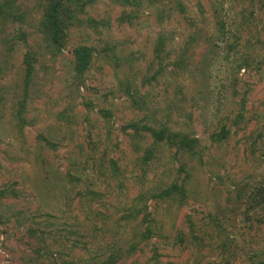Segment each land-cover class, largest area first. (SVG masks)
Wrapping results in <instances>:
<instances>
[{
    "label": "rangeland",
    "instance_id": "rangeland-1",
    "mask_svg": "<svg viewBox=\"0 0 264 264\" xmlns=\"http://www.w3.org/2000/svg\"><path fill=\"white\" fill-rule=\"evenodd\" d=\"M1 4L0 264H264V0H80L62 50L41 0ZM164 123L195 156L154 147Z\"/></svg>",
    "mask_w": 264,
    "mask_h": 264
},
{
    "label": "trees",
    "instance_id": "trees-1",
    "mask_svg": "<svg viewBox=\"0 0 264 264\" xmlns=\"http://www.w3.org/2000/svg\"><path fill=\"white\" fill-rule=\"evenodd\" d=\"M44 5V13L41 20V29L43 34L45 35L48 42H51L58 50H62L67 43L68 33L69 31L81 24L79 14L83 12L84 6H82V10H79L80 0H41ZM158 1V0H157ZM128 3V2H127ZM158 3H161L159 1ZM9 6V3L5 4ZM3 4L0 5V15L4 17V19H10L13 14L7 12L4 9ZM167 53V38L163 35L160 36L155 54L156 57L160 60L161 65L164 63L165 54ZM75 55V63L76 69L79 73H82L87 70L89 67V63L92 59V50L86 46H81L74 50ZM169 58V56H167ZM26 65L28 66L29 73L32 70V63L29 60V57H26ZM163 72V69L159 71L157 74ZM153 79H156V75L153 76ZM132 129H135L136 134H138V128L136 125H131ZM144 130L149 133L151 138L153 139V145L155 148H160L161 146H167L170 148H175L181 153H188L190 155L195 156L197 147L199 146V140L195 136H191L186 132H178L173 130L167 123L161 124V127L158 129L154 127H144ZM230 135V131L227 128H221V130L211 136V141L213 143H224L228 140ZM148 159V158H147ZM156 199L161 200L162 202H176L185 201L186 190L183 186H179L178 183H173L167 188H163V191L156 190ZM255 207L257 209H264V188H259L255 192L254 195ZM137 207L135 208V210ZM138 212L135 215H131L129 217L130 220L136 219ZM190 233L191 238H193V244L195 240L199 242L198 236L195 234L194 225H190ZM150 229H148L149 231ZM182 239H185L184 236H181ZM180 238V241L182 240ZM184 241V240H183ZM120 255H113L108 260L107 263L103 262L102 264H117V261L121 258ZM216 264V263H210Z\"/></svg>",
    "mask_w": 264,
    "mask_h": 264
}]
</instances>
